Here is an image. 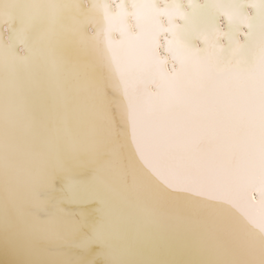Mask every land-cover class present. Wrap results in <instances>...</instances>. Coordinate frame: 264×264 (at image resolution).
Instances as JSON below:
<instances>
[{
	"label": "snow or ice",
	"instance_id": "snow-or-ice-1",
	"mask_svg": "<svg viewBox=\"0 0 264 264\" xmlns=\"http://www.w3.org/2000/svg\"><path fill=\"white\" fill-rule=\"evenodd\" d=\"M250 6L210 0L249 42L226 57L194 24L169 71L144 24L101 41L75 0H0V264H264V0Z\"/></svg>",
	"mask_w": 264,
	"mask_h": 264
},
{
	"label": "bare ground",
	"instance_id": "bare-ground-1",
	"mask_svg": "<svg viewBox=\"0 0 264 264\" xmlns=\"http://www.w3.org/2000/svg\"><path fill=\"white\" fill-rule=\"evenodd\" d=\"M134 2L150 7L137 10L132 6ZM241 2L245 4L244 13L250 17L257 15V10L250 6L252 0H241ZM209 3L210 0H75L79 8L78 21L87 25L86 31L89 35L98 32L101 41L110 38L119 43L126 40L129 33L136 35L139 25L144 24L146 34L156 40L157 55L168 61L166 67L169 71L176 66L170 51L173 45L169 42L181 34V29H184V35L190 36L194 24L201 27L215 25L212 29V36L209 38V44L213 42L217 44L219 49H223L226 57L232 55L231 49L235 46L233 41H239L241 45L249 42L244 35L250 31L248 27L234 22L230 28L228 18L223 14H219L213 20V11L205 8ZM253 24L258 31L259 18L255 19ZM227 33L233 34L231 38L226 35ZM10 37L9 26L5 23L2 33V42L5 46ZM192 43L196 48L205 46L201 36L193 39ZM17 50L23 54L22 46ZM149 90H154V86L150 85ZM251 198L253 201H258L262 198V194L254 189L251 192Z\"/></svg>",
	"mask_w": 264,
	"mask_h": 264
}]
</instances>
